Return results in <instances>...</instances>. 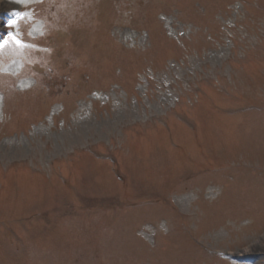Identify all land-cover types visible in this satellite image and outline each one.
<instances>
[{"label": "rangeland", "instance_id": "374dc122", "mask_svg": "<svg viewBox=\"0 0 264 264\" xmlns=\"http://www.w3.org/2000/svg\"><path fill=\"white\" fill-rule=\"evenodd\" d=\"M0 4V264H264V0Z\"/></svg>", "mask_w": 264, "mask_h": 264}, {"label": "bare ground", "instance_id": "6f19581e", "mask_svg": "<svg viewBox=\"0 0 264 264\" xmlns=\"http://www.w3.org/2000/svg\"><path fill=\"white\" fill-rule=\"evenodd\" d=\"M4 6L0 4V17H1V13L5 10V8H3ZM259 246L264 250V237L261 239V241H259ZM251 251V250H250ZM250 251H248L250 253ZM252 252V251H251ZM256 253V252H254ZM247 253H244L243 256L246 257ZM248 257V256H247Z\"/></svg>", "mask_w": 264, "mask_h": 264}, {"label": "snow or ice", "instance_id": "6c2138e0", "mask_svg": "<svg viewBox=\"0 0 264 264\" xmlns=\"http://www.w3.org/2000/svg\"><path fill=\"white\" fill-rule=\"evenodd\" d=\"M13 39H16L15 36H13ZM16 42L20 45V46H26L23 44V42L19 41L18 39L16 40ZM0 47H2V45H0Z\"/></svg>", "mask_w": 264, "mask_h": 264}]
</instances>
